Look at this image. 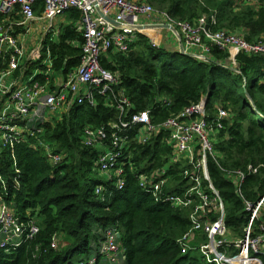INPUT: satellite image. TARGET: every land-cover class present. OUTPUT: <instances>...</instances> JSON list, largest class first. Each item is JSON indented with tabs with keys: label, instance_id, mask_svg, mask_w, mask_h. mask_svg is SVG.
I'll return each instance as SVG.
<instances>
[{
	"label": "trees",
	"instance_id": "trees-1",
	"mask_svg": "<svg viewBox=\"0 0 264 264\" xmlns=\"http://www.w3.org/2000/svg\"><path fill=\"white\" fill-rule=\"evenodd\" d=\"M139 1L178 21L214 18L213 29L240 32L248 42L264 36V0H254V6L236 0ZM40 7L35 9L37 14ZM63 17L56 40L47 34L42 42L39 59L46 56L49 67L39 64V59L27 60L22 67L25 78L38 70L34 81L47 84L50 90L58 77L65 80L74 72L82 56L81 12L70 8ZM19 19V15L0 14V23L6 26ZM13 29L14 34L23 32L17 25ZM8 56L4 55L3 62ZM227 57L226 50L210 45L209 59L200 61L176 49L153 46L144 34H137L128 52L108 51L100 57V65L117 79L110 90L93 89L92 101L71 103L45 122L17 123L24 130L8 133L12 145L0 142V177L5 184L4 190L0 184V194L20 222L36 220L39 231L21 247L0 251V264H88L90 258L99 256L107 227L119 233L125 254L121 264H215L197 247L206 238L204 233H198L186 253L177 242L190 227L189 213L198 201L196 196L188 207L175 208L139 185L140 175L164 169L163 194L184 195L188 187L185 165L170 162L166 131L160 128L146 143L139 141V125L118 132L127 136L125 153L127 149L132 153L130 163L122 167L124 186L120 190L114 175L97 176L101 172L96 165L99 148L83 143L86 128H103L106 138L99 145L105 147L115 131L111 123L119 125L133 113L148 111L157 126L202 98L211 116L217 108L228 113L215 135V156H207L206 166L224 204L228 238L242 240L249 220L246 202L254 204L264 195V57L241 52L233 64ZM122 95L129 106L120 113L116 106ZM38 141L50 146L59 158L57 163L48 159ZM233 171L243 173L238 190L228 175ZM206 212L208 220L218 218L217 212ZM263 227L264 207L250 225V236L264 234ZM225 250L227 255L234 253L231 246Z\"/></svg>",
	"mask_w": 264,
	"mask_h": 264
},
{
	"label": "built area",
	"instance_id": "built-area-1",
	"mask_svg": "<svg viewBox=\"0 0 264 264\" xmlns=\"http://www.w3.org/2000/svg\"><path fill=\"white\" fill-rule=\"evenodd\" d=\"M40 4V13L37 14L35 9ZM70 8L81 12L78 29L83 38L82 56L74 72L65 80L61 79L53 90L47 91V84L42 85L33 79V75L37 74L38 70H35L29 78H25L24 68L22 69L26 49L23 34L29 31L31 22L35 20L42 23L49 22L57 16H62ZM0 14H15L20 17L13 25L6 26L0 23V142L2 145H12V137L8 133H19L24 130L22 125H16L17 123L29 124L34 119L45 122L39 116L42 109L56 112L71 103L81 104L84 100L92 101L93 89H97L100 93L110 90L117 79L100 65V57L108 51L128 52L129 45L136 40L137 34H143L146 29L166 28L177 40L176 50L183 49L186 53L189 52L187 50H191L188 54L200 61L209 59L210 45L226 50L227 61L232 64L235 56L241 52L264 57L263 38L248 42L236 32L213 29L216 24L214 18L208 22L204 18L193 22L174 20L165 13L157 12L150 4L139 0H0ZM153 16H157L158 20L152 22ZM14 25L20 26L23 32L14 34ZM45 27L46 30L48 29L45 34L47 36L51 32L52 24ZM40 28L42 29V26ZM51 40H56V36L51 35ZM150 43L158 46L153 41ZM6 53L9 56L3 62ZM17 70L20 71L18 74H16ZM4 102H8L9 106H5ZM128 106L127 98L122 95L118 99L116 108L123 113ZM227 117V111L222 108H217L211 116L206 108V100L202 98L198 103L187 106L157 126L151 123L148 111L133 113L119 125L111 123L110 126L115 131L110 135V145L105 147L99 145V140L106 138L104 129L86 128L83 143L99 148L101 153L96 165L102 173L116 177L117 189L120 190L124 186L121 177L122 167L130 163L132 153L128 149L125 153L127 136L119 135L118 132L139 125V141L146 143L162 128L167 132L166 142L170 147V162L181 161L185 165L183 175L188 187L184 195L177 193L164 195L163 187L166 182L163 177L164 169L148 176L140 175L138 181L139 185L150 191L156 200L162 197L175 208L188 207L192 203L193 196H196L198 201L189 213L190 227L177 240L181 252L186 253L191 250L190 243L199 238L198 233H204L206 238L198 242L197 247L208 261L215 264H262L264 234L251 237L250 225L254 220L259 219L264 207V195L254 204L246 202L245 210L248 212L249 220L245 237L242 240L229 239L224 225V204L218 191L211 184L207 171V156H215V135L223 128V121ZM37 144L44 148L46 156L52 163H57L59 158L52 153L47 143L38 141ZM248 170L255 172L251 166ZM228 175L238 190L243 173L233 171L228 172ZM0 184L4 190L5 184L1 177ZM207 209L217 212L218 218L214 221L208 220ZM38 231L39 225L36 220H30L26 224L20 222L12 206L0 194V251L8 253L10 249L21 247L24 241L30 240ZM103 236L104 239L98 248L99 264H121L125 254L118 242V231L114 227H107L103 231ZM227 246L234 248L233 254H226ZM98 257L90 258L88 264H95Z\"/></svg>",
	"mask_w": 264,
	"mask_h": 264
},
{
	"label": "rangeland",
	"instance_id": "rangeland-1",
	"mask_svg": "<svg viewBox=\"0 0 264 264\" xmlns=\"http://www.w3.org/2000/svg\"><path fill=\"white\" fill-rule=\"evenodd\" d=\"M240 4H250L252 6H254V0H241L239 1ZM63 15L62 16H57L56 18H54L53 20L49 21V22H40L39 20H35L33 22H31V25L29 27V31H26L25 34H23V40L24 42H26L28 39V43L26 45V49H25V55H24V62L27 60H31L33 62H36V59L39 57L40 53L42 52V42L45 40L46 36V30L45 25L48 26V24H52L51 27V32L48 35H53L56 36L58 35L59 32V25L61 20H63ZM44 25V26H43ZM42 26V29H39V27ZM45 29V31H44ZM237 34L241 35L240 32H236ZM263 40H264V36H263ZM31 46L29 48L28 45ZM28 50V51H27ZM32 50V51H31ZM31 52V54L29 53ZM30 54V56L28 57V55ZM36 55V56H35ZM26 56V57H25ZM39 64H44L45 66L49 67V60L46 58V56H43L42 59H39L38 61ZM57 114L56 112L51 113V115H55ZM98 177H105L106 174L104 173H97ZM77 258H80V256L78 255Z\"/></svg>",
	"mask_w": 264,
	"mask_h": 264
},
{
	"label": "crops",
	"instance_id": "crops-1",
	"mask_svg": "<svg viewBox=\"0 0 264 264\" xmlns=\"http://www.w3.org/2000/svg\"><path fill=\"white\" fill-rule=\"evenodd\" d=\"M157 20H158L157 16H153L152 19H151L152 22H155ZM39 29H41V28L39 27ZM143 34L149 39V42L153 41V42L157 43L158 46L159 45H163L166 48H170V49H176L177 46H178L176 38L166 28H150V29H146V30H144ZM28 41H29V39L26 42H24V46H25L24 48H26V45H27ZM30 46H31V44L28 45L27 48H29ZM187 51L190 52L191 50H187ZM29 53L31 54V52H29ZM30 54L28 55V57L30 56ZM39 58H40V56H39ZM61 79H62L61 76H60V78L58 77L56 79V81L53 83V86L55 87L57 84H59ZM47 91H50V88L48 86H47ZM3 104L5 106H9L8 102H4ZM56 112H58V111H56ZM51 113H53V112H51L50 110L42 109L40 111V113H39V116H40V118L43 121H46V120H49V117L51 116ZM30 115H33V113H30Z\"/></svg>",
	"mask_w": 264,
	"mask_h": 264
},
{
	"label": "water",
	"instance_id": "water-1",
	"mask_svg": "<svg viewBox=\"0 0 264 264\" xmlns=\"http://www.w3.org/2000/svg\"><path fill=\"white\" fill-rule=\"evenodd\" d=\"M99 13H100V12H99ZM100 15H101V13H100ZM107 19H109L110 21H112V20H111L110 18H108V17H107ZM179 52L182 53V54H187V55H188V53H186L183 49H180Z\"/></svg>",
	"mask_w": 264,
	"mask_h": 264
}]
</instances>
